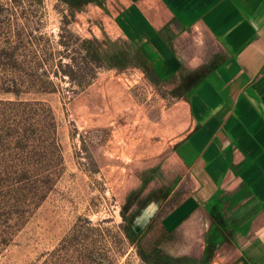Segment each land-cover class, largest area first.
<instances>
[{"label":"rangeland","instance_id":"obj_1","mask_svg":"<svg viewBox=\"0 0 264 264\" xmlns=\"http://www.w3.org/2000/svg\"><path fill=\"white\" fill-rule=\"evenodd\" d=\"M139 1L69 11L57 0H0V264H149L139 250L184 264L242 260L223 212L233 199L199 186L181 156L186 99L224 52L171 21L158 33L176 53L169 65ZM60 39L76 57L88 42L105 62L73 70L89 81L81 91L57 73L68 62ZM198 55L201 67L188 61Z\"/></svg>","mask_w":264,"mask_h":264},{"label":"crops","instance_id":"obj_2","mask_svg":"<svg viewBox=\"0 0 264 264\" xmlns=\"http://www.w3.org/2000/svg\"><path fill=\"white\" fill-rule=\"evenodd\" d=\"M137 8L169 65L176 53L158 33L171 21L224 52L186 99L192 118L181 156L200 171L199 186L233 199L223 212L242 246L237 264H264V0H140Z\"/></svg>","mask_w":264,"mask_h":264},{"label":"trees","instance_id":"obj_3","mask_svg":"<svg viewBox=\"0 0 264 264\" xmlns=\"http://www.w3.org/2000/svg\"><path fill=\"white\" fill-rule=\"evenodd\" d=\"M57 1L60 4L64 5L69 11H73V10H81L83 7L90 5V4H96L99 0H57ZM71 38L74 40H77L78 42L80 41L78 38H75L72 35H71ZM58 43L59 45L63 46L64 51L57 52V54L64 55V57L68 58V62L63 65L59 63L57 73L61 71L63 74L69 77V83L72 86H75V85L77 86L76 92L83 90L88 85L89 81H84V82L74 81L73 76L75 74L73 70L77 68L81 72H84L87 69H88L87 71L89 72H93V71L95 72L96 69H101L105 67L104 60L101 58L100 54L97 51H95L91 47V45L86 41L80 42V47L84 48L83 56H81V53H79V49H76V52L78 51L77 57H80L79 59H82L83 60L82 62H79V59H77L76 55L75 56L73 55L75 52L74 51L75 49H73L72 44L65 43L61 41V39L58 41ZM44 85L45 83H42L39 81L38 82L33 81V83H30L29 87L30 88L37 87L38 90H36V92H48V89H46ZM10 86L11 87H9L8 90L12 91L13 89H10V88H13V86H15L16 90L12 92L16 96H19L20 91L17 89L16 83L15 84L11 83ZM129 236L133 242H137V237L133 233H130ZM148 253L150 256V252ZM138 255L144 262H147L149 264H184L185 262V259L183 258H175L171 256H164L159 259H150L148 255H145L143 251H140V250L138 251Z\"/></svg>","mask_w":264,"mask_h":264}]
</instances>
